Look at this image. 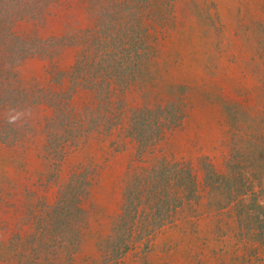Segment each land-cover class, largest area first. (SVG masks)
<instances>
[{
  "label": "rangeland",
  "instance_id": "obj_1",
  "mask_svg": "<svg viewBox=\"0 0 264 264\" xmlns=\"http://www.w3.org/2000/svg\"><path fill=\"white\" fill-rule=\"evenodd\" d=\"M86 102L84 129H72ZM161 157L187 165L194 191L155 231L136 223L113 237L135 165ZM55 200L24 252L16 237L41 227L28 210ZM52 253L61 264H264V0H0V264Z\"/></svg>",
  "mask_w": 264,
  "mask_h": 264
},
{
  "label": "trees",
  "instance_id": "obj_2",
  "mask_svg": "<svg viewBox=\"0 0 264 264\" xmlns=\"http://www.w3.org/2000/svg\"><path fill=\"white\" fill-rule=\"evenodd\" d=\"M98 74L103 77L102 70L100 72L98 71ZM73 77H77V75H74ZM95 78L96 77L93 74H89L87 77L88 81H85L84 77H82L81 79L78 78L74 83L78 85L81 81L87 82V84H83L82 87L90 93L91 89L95 88ZM96 89L99 90L98 87H96ZM73 90L76 91L74 88ZM89 108H92L90 102L81 104V109L83 111H81L79 118L75 119V121L73 120L71 123L70 127L72 129H84L83 126L87 123L92 111L89 110ZM51 125L52 124H49V126ZM150 127L152 130L154 129L152 125H150ZM61 132H63V130ZM159 137V130L154 129L153 132L150 133L149 138L153 141H157ZM162 160L163 159L161 157V160L155 162L151 166L147 164L135 165L136 167L134 168L132 175L122 187L124 190L121 193L122 202L119 207L120 213L112 221V228L115 229V233L112 234L113 237L118 236L116 233L121 234L123 230H126V228L130 229V226L135 225L136 223H144L142 226L144 229L143 231H146V234L155 231V227L161 225L169 219V215L172 212L171 210L177 206L176 204L182 199L184 200L188 193L194 191L197 180L195 178V174L191 173V170H189L187 165L175 162L166 165L162 162ZM209 174L211 175V173ZM204 177L208 178L207 174L204 173ZM217 178L219 179L218 176ZM231 190L238 191L236 186H231ZM230 196L229 188L226 198L228 197V200H230ZM69 198L70 197L67 196L66 200L65 198L60 200L63 209L64 206H68L67 201ZM56 207H58L57 200H55L52 204L45 206L41 213H37L36 211L34 212L30 209L28 210L27 215H30V219H28L30 221L29 224L32 225L36 222L39 223L41 227L37 230L31 228L32 231L27 229L25 235L17 236L15 243L20 245H17V247L22 248V245L24 244V252L32 253L33 244L28 243V238L32 237V241L35 240L36 242L43 238L46 234V230H48L44 223L49 221L50 223L52 222ZM68 208H71V210L68 209L69 211L63 212H72L73 214L75 211L73 202ZM111 253H113V251H108L106 254L109 256ZM50 256H53L49 258L51 260L50 264L62 263V260L60 259H58V262L57 260L55 262V257H57L56 254L52 253Z\"/></svg>",
  "mask_w": 264,
  "mask_h": 264
},
{
  "label": "clouds",
  "instance_id": "obj_3",
  "mask_svg": "<svg viewBox=\"0 0 264 264\" xmlns=\"http://www.w3.org/2000/svg\"><path fill=\"white\" fill-rule=\"evenodd\" d=\"M19 118V114H17V116H13L9 119V122L12 123V122H15L16 119Z\"/></svg>",
  "mask_w": 264,
  "mask_h": 264
}]
</instances>
